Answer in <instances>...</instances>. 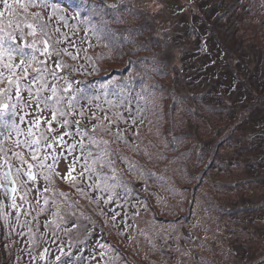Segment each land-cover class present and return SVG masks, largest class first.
I'll return each mask as SVG.
<instances>
[{
    "label": "rangeland",
    "instance_id": "obj_1",
    "mask_svg": "<svg viewBox=\"0 0 264 264\" xmlns=\"http://www.w3.org/2000/svg\"><path fill=\"white\" fill-rule=\"evenodd\" d=\"M7 4L11 13L0 0V27L11 20L14 46L36 59L25 76L5 67L6 54L0 58V103L15 106L19 129H0V228L14 240L11 261L3 262L264 264V0ZM254 45L260 51L248 52ZM41 64L56 79L33 80ZM37 91L51 97L48 106ZM38 107L54 122L52 142L63 134L59 119L75 127L83 115L72 131L62 125L76 142L35 153L55 182L45 198L40 172L25 160L30 148L16 143L40 136ZM54 110L65 114L53 120ZM36 193L32 216L19 223V206ZM99 206L112 220L120 211L122 223L92 213Z\"/></svg>",
    "mask_w": 264,
    "mask_h": 264
},
{
    "label": "trees",
    "instance_id": "obj_2",
    "mask_svg": "<svg viewBox=\"0 0 264 264\" xmlns=\"http://www.w3.org/2000/svg\"><path fill=\"white\" fill-rule=\"evenodd\" d=\"M171 12V11H170ZM174 12H177V10H175ZM152 25L154 26V27H158L155 23L153 24V22H152ZM143 26H144V21H143ZM136 28H137V30L138 31H142L141 30V23L140 24H138V25H136L135 26ZM132 28H128V31L129 30H131ZM136 30V31H137ZM162 30V29H161ZM207 30H208V27H207ZM242 36H239V35H235V38L237 39V40H245V39H242L241 38ZM247 40V39H246ZM245 40V41H246ZM248 41V40H247ZM246 41V42H247ZM248 43V42H247ZM243 47H245L246 49H248L249 48V46H243ZM244 48V49H245ZM251 48V47H250ZM249 48V49H250ZM260 51L259 49H257V46H253V48L251 49V50H249L248 52H250V53H252L253 51ZM234 59V58H233ZM58 60H60V58L58 59ZM232 64L235 66V67H237V64L235 63V60H232ZM136 66V65H135ZM232 66V65H231ZM234 67V68H235ZM67 70V69H66ZM185 70V68H183V70L182 71H184ZM59 71V73H61V74H64V73H66L65 71H62V70H58ZM68 71V70H67ZM232 73H233V67H232V71H231ZM181 75H182V73H180ZM234 75V74H233ZM79 84L80 85H84L85 83H84V81H80L79 82ZM260 85H261V87L263 88V90H264V84H262V83H259ZM250 91H251V93H252V91H253V89H254V83L253 82H251V81H249V85H245ZM94 87L96 88V87H99V83H95V85H94ZM10 94H11V92H10ZM20 95H21V92H20ZM38 109H39V113L37 114V119L39 118V124L41 125V132L42 131H44V130H47L48 129V122H50V123H54L51 119H49L48 118V114H49V110L47 109V108H43V107H41V110H40V108L38 107ZM263 109L262 108H260L259 109V111L261 112ZM40 111H41V113H40ZM45 113V114H44ZM69 116H71V113L70 114H68ZM31 116H33V113L31 114ZM31 116H30V118H31ZM44 116V117H43ZM82 117H83V115L80 117V120L77 118L76 119V121H73L74 122V125H75V127H72L71 125L72 124H70L69 123V121H68V119H67V121H68V124L67 125H65L64 124V122L63 121H65V120H61V119H59V121H62V122H60V123H58V125H57V128H58V126H60L61 125V127H60V129H59V131L60 130H62L63 131V134H62V139H61V137H58L57 136V138H59V140L57 141V142H52V140H49L48 138H49V135H51V134H56V132H54V131H52L50 134H48V138H47V140H43V141H41L40 142V144H39V146L37 147L36 145H33V148H36V151L38 150L39 152L41 151V149H42V147H45L46 149L47 148H51V149H53V151H55L56 149H58V148H63L64 147V145L66 146V148H68V146L70 145V144H72L73 142H76L77 140H76V138L74 137V135H70L69 134V132L67 131V129L65 128V127H63L62 125H65V126H67L71 131L73 130V129H76V125L78 124H80V123H82ZM29 117L27 118L28 119V121L30 122V119ZM37 119H35V120H37ZM83 123H85L86 124V122L85 121H83ZM91 123V122H90ZM85 124H83V125H85ZM87 124H89V123H87ZM25 126H26V122H25V118L22 120V127L25 129ZM33 126L30 124V126H29V128H32ZM67 133V134H66ZM29 148V147H28ZM20 150V149H19ZM29 151L32 153V150L31 149H29ZM13 152H16V150L15 151H13ZM80 152H81V150H80ZM75 154V153H74ZM81 154V153H80ZM15 156V155H14ZM16 157V156H15ZM56 158V155H55V153H52V154H50L49 155V157H46L45 159H44V161H45V163L47 164V163H53L54 162V159ZM80 158H81V160L83 161V162H87V158L85 157V156H83L82 154H81V156H80ZM28 163H30V162H32L33 163V166L32 167H34L35 169H37L39 172H40V179L38 180V182H40V184L43 186V187H40V186H38V194L39 195H41V196H44V198H45V195H47L48 194V192H49V186H54L55 185V182H54V178L52 179V178H50L49 176H48V174H47V171H46V174L45 173H43L41 170H40V168H39V165H41V163H40V161H39V159H38V156L37 157H35V158H30V159H28L27 157H26V159H25ZM48 172H50L51 174H52V169H51V167L49 166V168H48ZM32 179V178H31ZM42 182V183H41ZM148 183H150V182H148ZM154 187H152L151 188V190H152V193H153V196H154V198H157V199H159L160 198V196L156 193V192H154ZM38 194L36 193V195H33V194H31L30 195V197H28L27 196V201H26V204H22V205H20L19 206V209H18V218H19V223L21 222L22 224H25V223H27L28 221V219H29V217H31L32 216V213H33V207H34V199H35V197H37L38 196ZM131 200H134V198L133 199H131ZM130 200V201H131ZM100 201H102L101 199H100ZM191 205H193V203L192 204H190L189 206H191ZM12 208H14L13 206H11ZM98 209H96V210H94L92 213H96V215L98 216V217H105L107 220H108V222L112 225V224H117L118 222H120V223H122V219H118V220H116V218H119L120 217V211H118V214L114 217V220H112L107 214H105V212H106V210H104V209H102L100 206L99 207H97ZM10 209L11 208H9V211H10ZM14 212V214H15V212H16V210H14L13 211ZM40 211H36V214H38ZM91 213V214H92ZM141 213L143 214V212L141 211ZM11 214V213H10ZM61 214V216L63 217V213H60ZM14 217H15V215H14ZM69 217H68V215H67V219H68ZM104 219V218H103ZM95 221V220H94ZM97 223V224H96ZM106 223V221H104V224ZM99 224H101V223H99L98 221H95V229H100V225ZM125 227H128V221H125V225H124V228ZM132 227V225L130 226V228ZM133 228V227H132ZM9 235V232H8V234L7 233H5L4 232V228H0V260L2 261V263L3 264H6V263H4L5 261L6 262H10L11 261V258H9L8 257V255H9V251L11 250V247H12V244L14 243V240L13 239H11L10 238V236H8ZM32 236H34L33 235V233H32V235H31V237ZM33 249H35V248H33ZM30 252V251H29ZM28 252V260H26V261H28V262H30L29 261V253ZM3 259L5 260L4 262H3ZM12 259H13V256H12ZM23 259H21V261H22ZM31 264H38V262L37 261H35V259L32 261V262H30Z\"/></svg>",
    "mask_w": 264,
    "mask_h": 264
},
{
    "label": "snow or ice",
    "instance_id": "obj_3",
    "mask_svg": "<svg viewBox=\"0 0 264 264\" xmlns=\"http://www.w3.org/2000/svg\"><path fill=\"white\" fill-rule=\"evenodd\" d=\"M84 4V0H80V4L77 5V8L82 7ZM5 7L9 9V12L11 13V8L10 6L7 4V0H5ZM66 7L71 8V5H67ZM112 7H115V5H113ZM180 10V9H177ZM127 11L132 14L134 17H139L144 15V13L142 11H136L134 9H132L131 7H129L127 9ZM3 13H0V16H2ZM29 27H31V25H29ZM12 28V22L11 20H9V23L4 26V27H0V58H3L5 56V54L7 55V60H8V64L5 65V67H7L9 69L10 72L14 71V69L16 67H21L25 76L27 75L28 72V68L31 66V63L33 60L36 59L35 55H32L31 57H26L25 56V52L23 48H20L19 46H14V41H15V36L13 34V32L11 31ZM23 33L21 32V35ZM29 47L35 48V45H30ZM45 52L48 51L47 48L44 49ZM20 55L21 57H24L23 59H21L20 65H14L12 64V60L13 57L15 55ZM60 63H57V67H60ZM36 71V76L33 77V80H43L45 74L51 76L53 79H56V74L54 71L49 70L47 68L46 65L41 64L40 67H38L37 69H35ZM11 83H16L19 86V81H11L10 82V86ZM29 91L31 92V89L29 88ZM52 93L53 96H55L56 94V89L52 88ZM17 97H20V90L19 87L17 88V92H16ZM37 98L39 101H42L45 106H48V102L51 99V97H47V96H43L40 95L39 91H37ZM22 99V98H21ZM59 101H57L58 103ZM57 111H59V114L61 116H63L65 113L63 111L60 110H54L52 113V119L55 120L57 118ZM17 116V112L15 110V106L14 105H8V104H2L0 103V129H4L6 131H19V129L17 128L16 122H15V117ZM21 119H23L21 117ZM36 123L37 127H39V118L34 122ZM49 123V129L44 130L41 132L40 136L37 137L35 140L32 141V143H28V141H17V144L20 143H24L26 144L31 150H32V155L33 158H35V153H36V148H33V144L36 145L37 147L39 146L41 140H47L48 138V132L51 131L50 129V122ZM64 124L67 125L68 121L65 120ZM67 134V133H66ZM33 135L32 130L29 129L28 131V136L31 137ZM0 138H4L6 139V137L4 136L3 132H0ZM62 139V137H61ZM15 156L20 157L21 154L20 153H14ZM71 172V169L69 170ZM7 175V173H6ZM29 177L32 178V173L29 172L28 173ZM15 206V205H13Z\"/></svg>",
    "mask_w": 264,
    "mask_h": 264
}]
</instances>
